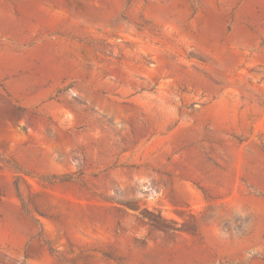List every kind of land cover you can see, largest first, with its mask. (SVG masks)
I'll return each instance as SVG.
<instances>
[{
    "label": "rangeland",
    "instance_id": "374dc122",
    "mask_svg": "<svg viewBox=\"0 0 264 264\" xmlns=\"http://www.w3.org/2000/svg\"><path fill=\"white\" fill-rule=\"evenodd\" d=\"M0 264H264V0H0Z\"/></svg>",
    "mask_w": 264,
    "mask_h": 264
}]
</instances>
